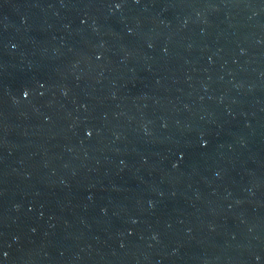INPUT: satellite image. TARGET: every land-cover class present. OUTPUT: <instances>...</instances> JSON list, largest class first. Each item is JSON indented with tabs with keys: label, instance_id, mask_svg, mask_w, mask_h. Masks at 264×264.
Returning <instances> with one entry per match:
<instances>
[{
	"label": "water",
	"instance_id": "1",
	"mask_svg": "<svg viewBox=\"0 0 264 264\" xmlns=\"http://www.w3.org/2000/svg\"><path fill=\"white\" fill-rule=\"evenodd\" d=\"M0 264H264V0H0Z\"/></svg>",
	"mask_w": 264,
	"mask_h": 264
}]
</instances>
